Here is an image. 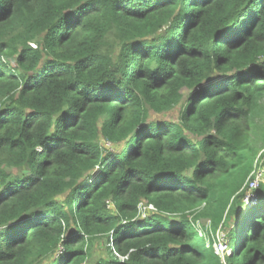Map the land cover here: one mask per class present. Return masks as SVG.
Masks as SVG:
<instances>
[{
	"label": "trees",
	"instance_id": "16d2710c",
	"mask_svg": "<svg viewBox=\"0 0 264 264\" xmlns=\"http://www.w3.org/2000/svg\"><path fill=\"white\" fill-rule=\"evenodd\" d=\"M263 148L264 0H0V264H264Z\"/></svg>",
	"mask_w": 264,
	"mask_h": 264
},
{
	"label": "rangeland",
	"instance_id": "374dc122",
	"mask_svg": "<svg viewBox=\"0 0 264 264\" xmlns=\"http://www.w3.org/2000/svg\"><path fill=\"white\" fill-rule=\"evenodd\" d=\"M182 105H184V103ZM172 110H174V111L170 112L168 114H163L162 116H157V117L155 115L151 114L150 120L147 122V124H149L150 122H163L164 120L177 121L179 119V115L183 112L184 108L183 107H177V108H173ZM150 138H153V137H149V139L144 141L143 145H146L149 142V140H151ZM191 139H195V136L191 135ZM106 147L110 151H112L115 148V147L111 146L110 144H107ZM124 151H125V146L121 145L118 148V151H116V152H119L122 154ZM20 173L21 172H17L16 170L14 171V175H18ZM243 204H244V202H243ZM142 207H143V212H144L142 217L144 218L146 216V213L148 211H150L151 209L149 206L147 207L145 204H143ZM259 210L262 211V210H264V208H260ZM236 219H237V217H235L233 221L228 223L226 225V227L225 226L223 227V225H222V228L220 229V231H218V233L214 237V240L216 241V240H218V238H220V239H224L226 241H229V237H230L229 235L235 226ZM209 226L210 225H209L208 221L203 220L200 222L201 228L202 227L208 228ZM201 232H202V234L204 233V235L207 236V234L204 230L202 231V229H201ZM106 247H107V243L105 240L95 242L94 243V250H93V252H94L93 260H97V259L101 258L102 256L107 255L108 252H107ZM229 253H230V250L228 251L227 255Z\"/></svg>",
	"mask_w": 264,
	"mask_h": 264
},
{
	"label": "built area",
	"instance_id": "2783aa9c",
	"mask_svg": "<svg viewBox=\"0 0 264 264\" xmlns=\"http://www.w3.org/2000/svg\"><path fill=\"white\" fill-rule=\"evenodd\" d=\"M262 187L264 188V148L254 159L253 169L241 190V192H245L243 202L246 206L250 207L255 202L261 200L259 189ZM150 209L154 210L152 207ZM214 250L221 258L222 263L227 264L226 255L230 250L228 242L218 238V240L214 241Z\"/></svg>",
	"mask_w": 264,
	"mask_h": 264
},
{
	"label": "water",
	"instance_id": "95a60500",
	"mask_svg": "<svg viewBox=\"0 0 264 264\" xmlns=\"http://www.w3.org/2000/svg\"><path fill=\"white\" fill-rule=\"evenodd\" d=\"M264 200H259L257 202H255L254 204H252L250 207L246 208V209H253L256 206H258L259 204H263Z\"/></svg>",
	"mask_w": 264,
	"mask_h": 264
},
{
	"label": "crops",
	"instance_id": "0c3cea01",
	"mask_svg": "<svg viewBox=\"0 0 264 264\" xmlns=\"http://www.w3.org/2000/svg\"><path fill=\"white\" fill-rule=\"evenodd\" d=\"M260 208H264V205H262ZM264 212V210H262Z\"/></svg>",
	"mask_w": 264,
	"mask_h": 264
}]
</instances>
